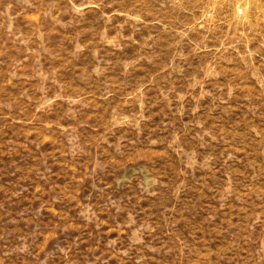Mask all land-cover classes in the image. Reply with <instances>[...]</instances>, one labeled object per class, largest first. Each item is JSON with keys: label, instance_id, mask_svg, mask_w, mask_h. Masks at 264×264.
<instances>
[{"label": "rangeland", "instance_id": "rangeland-1", "mask_svg": "<svg viewBox=\"0 0 264 264\" xmlns=\"http://www.w3.org/2000/svg\"><path fill=\"white\" fill-rule=\"evenodd\" d=\"M0 264H264V0H0Z\"/></svg>", "mask_w": 264, "mask_h": 264}]
</instances>
